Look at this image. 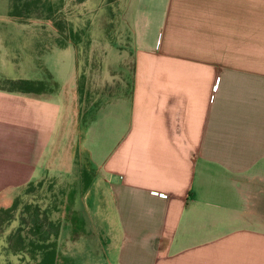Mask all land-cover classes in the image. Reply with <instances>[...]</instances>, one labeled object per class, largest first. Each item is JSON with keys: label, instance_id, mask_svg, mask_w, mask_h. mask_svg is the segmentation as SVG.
<instances>
[{"label": "crops", "instance_id": "obj_1", "mask_svg": "<svg viewBox=\"0 0 264 264\" xmlns=\"http://www.w3.org/2000/svg\"><path fill=\"white\" fill-rule=\"evenodd\" d=\"M125 19L129 113L104 156L90 148L97 113L126 99L82 123L72 63L46 95L0 90V207L44 176L70 178L83 231L64 227L66 241L94 235L92 193L98 223L115 226L95 264H264V0H128ZM31 29L0 25V39Z\"/></svg>", "mask_w": 264, "mask_h": 264}, {"label": "rangeland", "instance_id": "obj_2", "mask_svg": "<svg viewBox=\"0 0 264 264\" xmlns=\"http://www.w3.org/2000/svg\"><path fill=\"white\" fill-rule=\"evenodd\" d=\"M126 2L123 10L119 7L114 8V16L108 13V18L106 13L104 17L99 16L98 10L102 7L99 0H91L84 5H70L65 10L73 28L77 26V28L88 31L82 35V49L78 56L80 59H76V62L73 57L74 46L70 45L62 49L53 45L51 37L55 34V30L52 26H46L40 22H33L34 26L26 33H13L14 36L10 37L11 40L0 39V49H4L0 53L2 56L5 54L8 56L4 59L0 58V78L47 82L48 75L51 74L55 79H61L71 63L73 71L76 66L80 79L82 123H85L89 116L95 110L103 107L106 102L113 99H126L124 101L127 104H123V102L108 104L97 113L98 119L95 127L97 144L90 146V148L95 150L99 157L104 156L109 149L114 147L115 131L113 128L115 124L121 127L122 122L126 120L127 113H129L130 104L127 100L132 87L133 54L131 49L132 34L125 19ZM6 21L7 19L0 17L2 25L3 23L7 25V22L11 23ZM32 36L40 38L42 43L37 42L38 40L36 41ZM12 37L16 38V42L12 40ZM86 38L90 42L87 51L84 50ZM107 126L109 129L105 132ZM92 194L95 207L93 208L91 205L90 211L93 213L92 217L96 224L92 232L94 235L79 239L76 242H69L66 241V232L69 229L66 232L63 231L59 243H63L64 249L59 264L97 263L104 257L106 234L110 236L108 239L114 245L116 240L115 226L112 223L107 225L98 223L99 217L94 214L99 212L98 206L101 201L96 193ZM100 241L102 246L98 245ZM108 251L110 250H107V253Z\"/></svg>", "mask_w": 264, "mask_h": 264}, {"label": "trees", "instance_id": "obj_3", "mask_svg": "<svg viewBox=\"0 0 264 264\" xmlns=\"http://www.w3.org/2000/svg\"><path fill=\"white\" fill-rule=\"evenodd\" d=\"M89 1L91 0H0V17L11 22L6 21L7 25L34 26L33 22H40L52 26L55 30L51 37L53 45L62 49L74 46L77 59H80L78 56L82 49V35L88 31L77 26V29L73 28L65 10L70 5H84ZM99 1L102 7L98 14L104 17L106 13L107 18L108 13L114 16V8L123 10L126 2ZM2 36L4 41L8 40L5 34ZM34 38L37 42L40 41V38ZM84 41V50L87 51L90 42L88 38ZM50 89V85L43 81L0 78L2 91L40 97ZM90 180V175L82 168L78 184L86 188ZM75 193L76 182L72 179L49 176L20 188L8 206L0 207V264H56L58 237L64 227L70 226L74 236L83 231L82 221L71 204L75 201Z\"/></svg>", "mask_w": 264, "mask_h": 264}]
</instances>
